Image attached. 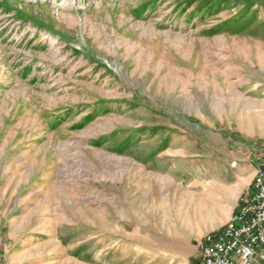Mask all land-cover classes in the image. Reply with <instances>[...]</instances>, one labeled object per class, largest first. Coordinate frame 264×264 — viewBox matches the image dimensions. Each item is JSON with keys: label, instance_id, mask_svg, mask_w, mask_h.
<instances>
[{"label": "rangeland", "instance_id": "rangeland-1", "mask_svg": "<svg viewBox=\"0 0 264 264\" xmlns=\"http://www.w3.org/2000/svg\"><path fill=\"white\" fill-rule=\"evenodd\" d=\"M263 153L264 0H0V264H191Z\"/></svg>", "mask_w": 264, "mask_h": 264}, {"label": "built area", "instance_id": "built-area-1", "mask_svg": "<svg viewBox=\"0 0 264 264\" xmlns=\"http://www.w3.org/2000/svg\"><path fill=\"white\" fill-rule=\"evenodd\" d=\"M259 165L257 182L236 210L233 225L203 238L197 264H264V153Z\"/></svg>", "mask_w": 264, "mask_h": 264}, {"label": "bare ground", "instance_id": "bare-ground-1", "mask_svg": "<svg viewBox=\"0 0 264 264\" xmlns=\"http://www.w3.org/2000/svg\"><path fill=\"white\" fill-rule=\"evenodd\" d=\"M258 54H259V53H258ZM261 54H262V53H261ZM258 174H260V167L257 169V172H256V175H255V178H254V180H253V185H254L255 182H257ZM224 189H226V188H224ZM247 195H248V194H247ZM245 196H246V195H245ZM245 196L242 198V202H240V203H241L240 205H243V203H245ZM235 218H236V214H235V216L232 218V221H231L230 225H228V227H230L231 225H233V222H234ZM228 227H227L226 229H228ZM219 233H220V232H218V233H216V234H219ZM216 234H213V235H216ZM210 236H211V235H208L206 238H210Z\"/></svg>", "mask_w": 264, "mask_h": 264}, {"label": "crops", "instance_id": "crops-1", "mask_svg": "<svg viewBox=\"0 0 264 264\" xmlns=\"http://www.w3.org/2000/svg\"><path fill=\"white\" fill-rule=\"evenodd\" d=\"M249 191H250V189H249ZM200 258H201V247L198 244V245H196L195 253H194V256H193V261H192L191 264H197L198 261L200 260Z\"/></svg>", "mask_w": 264, "mask_h": 264}]
</instances>
